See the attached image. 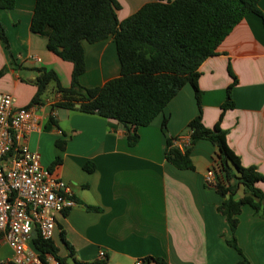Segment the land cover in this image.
Returning <instances> with one entry per match:
<instances>
[{"label":"crops","instance_id":"0c3cea01","mask_svg":"<svg viewBox=\"0 0 264 264\" xmlns=\"http://www.w3.org/2000/svg\"><path fill=\"white\" fill-rule=\"evenodd\" d=\"M119 21L136 14L157 0H117ZM174 1V0H171ZM36 0H15L11 10L0 9L8 48L0 40V94H11L18 107L31 105L37 93L38 70L56 73L64 88L71 86L73 64L47 48L45 37L33 34L30 24ZM264 13V0L258 4ZM86 72L79 78L85 88H96L118 78L121 64L112 37L90 44L83 42ZM234 108L222 121V105L233 79ZM198 81L203 124L213 129L219 122L227 131V144L243 167H256L264 176V23L249 13L200 67ZM49 88V87H48ZM42 99L39 130L28 139L44 167L56 158L61 164L55 176L74 192L77 206L56 219L52 241L58 255L69 264H238L242 257L228 245L233 234L218 207L223 198L205 179L227 186L217 148L199 141L191 152L194 170H179L165 158L168 138H190L189 123L198 115L195 91L186 85L165 110L147 127L138 129L139 141L130 146L121 123L77 110L54 108L60 101L55 85ZM50 114L59 127L45 130ZM167 120L166 128H163ZM58 140L66 141L63 151ZM94 165L92 172L84 167ZM257 186L264 192V183ZM243 196L242 189L236 198ZM237 244L250 264H264V213L244 206L235 234ZM100 252L105 257L100 259ZM12 251L0 244V263ZM49 264H58L48 256ZM145 264V263H144Z\"/></svg>","mask_w":264,"mask_h":264},{"label":"trees","instance_id":"16d2710c","mask_svg":"<svg viewBox=\"0 0 264 264\" xmlns=\"http://www.w3.org/2000/svg\"><path fill=\"white\" fill-rule=\"evenodd\" d=\"M260 1L157 0L119 21L121 6L117 0H36L30 24L33 34L47 39L49 51L73 64L69 88L61 85L55 72L38 70L37 93L31 105H39L49 85L54 83L61 98L53 110H77L115 120L127 129L130 146L138 143L139 128L149 126L186 85L193 87L199 113L188 126L190 144L182 150L176 145L177 138H168L165 158L179 170H194L191 152L199 141L207 140L217 148L221 170L229 178L227 186L216 184L214 187L224 199L218 211L226 218L233 234L228 245L242 257L238 264H250L235 237L239 216L244 206H250L257 214L264 213V192L257 186L264 183V176L256 167L242 166L240 158L228 146V133L221 129L220 122L213 129L204 126L198 81L201 65L217 55L220 45L249 13L258 15L264 23V13L258 7ZM14 7L15 0H0L1 10ZM110 37L116 44L120 76L101 87H83L79 83V78L86 72L83 42L95 44ZM0 40L8 48L6 29L1 22ZM5 73L6 68L0 71V78ZM229 74L233 82L227 88L220 121L228 110L234 108L232 91L238 80L231 68ZM166 124L167 120L163 123L164 129ZM54 127H59L58 121L50 114L45 130ZM65 146L64 140L56 142L60 151ZM60 164L61 158L58 157L49 171L54 174ZM84 169L90 173L94 165L87 163ZM241 189L243 196L237 199ZM32 247L44 264H48V256L58 264H69L58 255L52 240L36 235ZM153 261L165 264L161 259Z\"/></svg>","mask_w":264,"mask_h":264},{"label":"built area","instance_id":"2783aa9c","mask_svg":"<svg viewBox=\"0 0 264 264\" xmlns=\"http://www.w3.org/2000/svg\"><path fill=\"white\" fill-rule=\"evenodd\" d=\"M39 110L38 105L18 107L13 95L0 94V244L12 251L11 259L0 264H44L32 240L36 235L52 240L57 217L77 206L73 190L44 167L40 154L28 145L39 130ZM189 144L190 138H177L180 149ZM205 184L216 186L212 174Z\"/></svg>","mask_w":264,"mask_h":264},{"label":"rangeland","instance_id":"374dc122","mask_svg":"<svg viewBox=\"0 0 264 264\" xmlns=\"http://www.w3.org/2000/svg\"><path fill=\"white\" fill-rule=\"evenodd\" d=\"M53 85H55L54 83H51L50 85H49V88H48V90H52L53 89ZM51 95V93L50 92H48V94L47 95H43L42 96V99H44V98H46V96H50ZM43 165V164H42Z\"/></svg>","mask_w":264,"mask_h":264}]
</instances>
